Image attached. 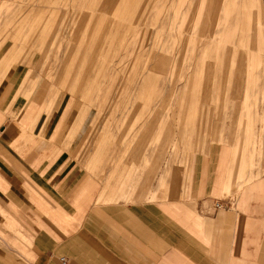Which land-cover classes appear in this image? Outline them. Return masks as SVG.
I'll list each match as a JSON object with an SVG mask.
<instances>
[{
	"label": "rangeland",
	"instance_id": "rangeland-1",
	"mask_svg": "<svg viewBox=\"0 0 264 264\" xmlns=\"http://www.w3.org/2000/svg\"><path fill=\"white\" fill-rule=\"evenodd\" d=\"M0 137L87 176L215 145L264 167V0H0Z\"/></svg>",
	"mask_w": 264,
	"mask_h": 264
},
{
	"label": "crops",
	"instance_id": "crops-1",
	"mask_svg": "<svg viewBox=\"0 0 264 264\" xmlns=\"http://www.w3.org/2000/svg\"><path fill=\"white\" fill-rule=\"evenodd\" d=\"M16 144L0 137V264H264V167L232 170L229 149L97 177L53 143Z\"/></svg>",
	"mask_w": 264,
	"mask_h": 264
},
{
	"label": "built area",
	"instance_id": "built-area-1",
	"mask_svg": "<svg viewBox=\"0 0 264 264\" xmlns=\"http://www.w3.org/2000/svg\"><path fill=\"white\" fill-rule=\"evenodd\" d=\"M226 207H228L227 202L218 201V202H215L214 204L215 209L226 208Z\"/></svg>",
	"mask_w": 264,
	"mask_h": 264
}]
</instances>
